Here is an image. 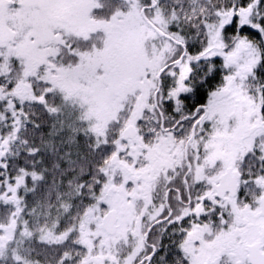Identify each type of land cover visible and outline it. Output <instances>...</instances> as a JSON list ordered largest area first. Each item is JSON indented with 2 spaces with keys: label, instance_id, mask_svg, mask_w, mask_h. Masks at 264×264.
Returning <instances> with one entry per match:
<instances>
[{
  "label": "snow or ice",
  "instance_id": "snow-or-ice-1",
  "mask_svg": "<svg viewBox=\"0 0 264 264\" xmlns=\"http://www.w3.org/2000/svg\"><path fill=\"white\" fill-rule=\"evenodd\" d=\"M0 264H264V0H0Z\"/></svg>",
  "mask_w": 264,
  "mask_h": 264
}]
</instances>
